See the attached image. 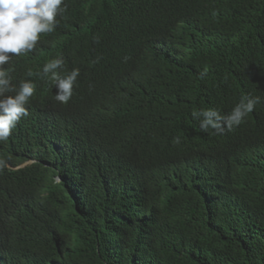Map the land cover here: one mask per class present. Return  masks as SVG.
<instances>
[{
  "label": "trees",
  "instance_id": "1",
  "mask_svg": "<svg viewBox=\"0 0 264 264\" xmlns=\"http://www.w3.org/2000/svg\"><path fill=\"white\" fill-rule=\"evenodd\" d=\"M65 4L4 65L35 91L0 141V264H264V0ZM244 97L231 130L193 115Z\"/></svg>",
  "mask_w": 264,
  "mask_h": 264
},
{
  "label": "clouds",
  "instance_id": "2",
  "mask_svg": "<svg viewBox=\"0 0 264 264\" xmlns=\"http://www.w3.org/2000/svg\"><path fill=\"white\" fill-rule=\"evenodd\" d=\"M66 8L65 0H0V141L7 140L17 129L18 121L24 122L30 117L31 111L26 105L35 91V85L30 80H22L19 86H13L10 71L4 65L9 63L13 55L19 56L33 51L40 34L53 32L59 22L56 17L63 15ZM63 64L61 57L48 61L43 66V76L48 77L51 74V79L59 89L55 99L67 104L73 95V85L80 72L75 68L69 74L61 76L56 70L61 69ZM27 75L31 77L33 72L29 70ZM259 101V97H244L227 115L213 109L201 110L199 113L194 111L193 115L203 117L200 121L201 129L211 128L222 133L225 129L231 130L239 125ZM174 143H179V137L175 138ZM34 160L27 158L23 164L13 166L11 171ZM7 161V157L0 159V173L11 166H3Z\"/></svg>",
  "mask_w": 264,
  "mask_h": 264
},
{
  "label": "bare ground",
  "instance_id": "3",
  "mask_svg": "<svg viewBox=\"0 0 264 264\" xmlns=\"http://www.w3.org/2000/svg\"><path fill=\"white\" fill-rule=\"evenodd\" d=\"M11 74H12V73H11ZM15 78H16V77H15ZM15 80H16V79H15ZM18 86H19V85H18ZM24 126H25V125H24ZM16 131H17V130H16ZM12 137H13V136H12ZM12 139H13V138H12ZM20 142H21V141H20ZM17 143H18V142H17ZM17 143H16V144H17Z\"/></svg>",
  "mask_w": 264,
  "mask_h": 264
}]
</instances>
